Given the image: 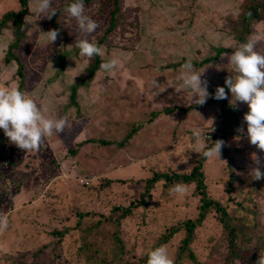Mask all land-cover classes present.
Here are the masks:
<instances>
[{
    "label": "rangeland",
    "instance_id": "1",
    "mask_svg": "<svg viewBox=\"0 0 264 264\" xmlns=\"http://www.w3.org/2000/svg\"><path fill=\"white\" fill-rule=\"evenodd\" d=\"M70 3L52 0V8ZM113 4H84L85 14L99 24L88 34L64 11L48 19L37 11L36 0L27 1L23 37L13 51L23 66L20 90L48 118H64L67 124L63 132L45 137L38 150L27 152L0 129V216L8 219L0 231V264H141L152 247L160 246L174 264L256 263L264 253V179L252 180L249 172L255 167L252 154L264 162V152L247 139L246 103H238L235 125L221 130L219 103L209 102L226 77L235 75L222 56L239 45L232 36L245 0H117L115 27L103 36ZM18 10V0H0V18ZM54 23L59 36L50 44L46 32ZM253 35L264 37L262 21L251 26L249 37ZM81 39L102 46L103 60L118 58L120 66L106 73L99 56L101 63L89 79L91 60L76 48ZM12 42L10 31H2L0 86H19L16 62H3ZM220 47L227 52L194 67L205 69L201 79L208 81L210 93L195 108L190 90L175 91L180 64L212 58ZM257 50L264 54V39ZM72 85L75 103L70 101ZM226 93L223 100L229 105L231 93ZM240 127L245 135L237 140ZM196 128L199 137L193 134ZM219 134L225 135L220 159L204 158L202 151ZM125 137L121 147L111 144ZM101 141L111 143L103 146ZM198 165L203 194L195 191L194 182H179L186 186L184 195L171 193L178 183L162 179L145 190L154 173L185 175ZM81 178L88 183L80 184ZM202 199L213 204L197 223ZM217 206L227 214L226 227ZM187 222L196 225L185 246ZM91 226L101 236L100 253L83 249L90 234L82 228ZM230 228L237 230L240 257L230 255ZM112 244L119 252L111 257Z\"/></svg>",
    "mask_w": 264,
    "mask_h": 264
},
{
    "label": "clouds",
    "instance_id": "2",
    "mask_svg": "<svg viewBox=\"0 0 264 264\" xmlns=\"http://www.w3.org/2000/svg\"><path fill=\"white\" fill-rule=\"evenodd\" d=\"M36 2L37 11L41 17L51 19L56 15L55 9L52 8V0H36ZM64 12L75 19L79 28L85 33L91 34L99 27L97 21L85 14L84 0H72ZM46 36L50 44L54 43L59 36V29L49 30ZM262 39L264 37L260 35L250 36L246 42L236 46L231 54L224 53L222 58H227L228 65H231L235 73L234 76L229 75L225 79V85L231 93L229 106L236 109L238 103L248 105L249 111L243 116L247 126V139L251 145L264 152V54L257 50V45ZM76 48L79 49V55L86 57L89 61L95 56H100L102 58L100 69L106 73H112L120 66L118 58L103 60L105 55L103 47L88 39L78 40ZM204 71L205 69L196 70L191 61L185 62L182 65L180 83L175 91L180 93L190 90L192 103L204 105L210 96L207 90L208 81L201 79ZM214 98L228 99L225 87L218 86ZM66 124L67 121L64 118L55 120L48 118L42 108L18 87L0 86V129H3L10 143L20 150L26 152L38 150L45 137L53 135L54 131L63 132ZM211 131L214 129L212 128ZM237 132L240 133L236 137L237 140L245 135L243 127L238 128ZM193 134L199 137L200 129H193ZM224 146L225 141L218 139L212 142L211 147L203 150L202 155L207 159H220ZM200 151V148H197V152L200 153ZM252 160L255 167L250 169L251 179L257 181L264 179V171L261 170L264 162L255 153L252 154ZM170 192L184 195L187 189L185 185L178 183L170 188ZM7 226V217L0 216V231ZM147 264H174V260L169 257L167 249L160 246L149 252ZM256 264H264V253H260Z\"/></svg>",
    "mask_w": 264,
    "mask_h": 264
},
{
    "label": "trees",
    "instance_id": "3",
    "mask_svg": "<svg viewBox=\"0 0 264 264\" xmlns=\"http://www.w3.org/2000/svg\"><path fill=\"white\" fill-rule=\"evenodd\" d=\"M27 1L28 0H18L19 5H20V10H18L16 12L15 11H8V12L4 13L2 15V17L0 18V35H1L2 31L8 30V31H10L12 39H13V42L8 46V49L6 50V52H4L5 54L3 57V62L5 64H9V62H14V63L16 62L17 68H16L14 74H16L18 77V82H19L18 88L19 89L22 88L23 81H24L23 66L17 60L16 56H14L13 51L17 48L18 43L22 40V37H23L22 18L25 14H27V8H26ZM90 1L91 0H84V4L89 3ZM112 1L114 4H113V8H112L111 15H110L109 25L107 26L103 36H105L107 33H109L115 27V24H116V17L115 16L118 13V6L116 5L117 0H112ZM66 7L58 8L56 10V15L62 13V11H64V9ZM56 15H54L51 19L54 20ZM260 21H262L264 23V0H245V6L241 12L238 27L237 28L234 27V29H233L234 30L233 31L234 34L232 36L233 39L238 44L246 42L249 38L250 33H251V26L253 25V23L260 22ZM57 25L58 24L54 23L53 29H58ZM100 41H101V39H100ZM224 52H227V50L220 47L217 49L215 55L212 58L207 57V58H205L199 62H192V64L194 67L198 68V67H200L206 63H209L211 60L214 61L221 53H224ZM100 63H101V60H100L99 56H95L91 59L89 65L86 68V72L88 74L89 79L93 77V75L95 74V71L98 69ZM180 65H183V64H180ZM78 83L83 85L82 83H84V82L79 81L76 84H78ZM75 85L71 86L72 92L70 94V101L72 103H75V100H74V93H75V89H76V88H74ZM221 87H225V91L227 90V87L225 84H223V86H221ZM209 102H211V103L218 102L219 103V110H220V122L219 123L221 126V130H224L230 126L232 127L235 125V123L237 121L238 113L235 111V109L233 107H230L228 104H226L223 99H221V100L215 99L214 96L212 98H210ZM202 106L196 105L195 108L202 107ZM166 112L170 113L171 111H166ZM224 137H225V135L219 134V135L213 136V140L214 141H216L218 139L220 140V139H223ZM126 140H127V137H125L124 140H122L118 143H111V142L110 143L115 145V146L121 147L126 142ZM99 143L103 146L110 144L108 141H101ZM211 144L212 143H210V145ZM71 152H73V151H71ZM198 167H199V165L196 166L193 170H191V172H189L188 174H185V175H183V174H180V175L171 174L170 176H168L167 174L154 173V174H152L150 179L146 180L145 190H147L146 188L152 187L153 184L155 182H157L158 180L162 179V180H164V182H166L168 184L171 182L172 183L173 182H177V183L180 182L183 184L194 182L195 183V191H198V193L201 194L202 191H199V188H201L202 181H201V174L197 172ZM228 183H230V182L228 181ZM16 186H18V185H16ZM23 202H22V204H24V203L30 204L31 203L30 201H27L24 203ZM141 203H142V199L138 202V204L140 205ZM22 204H21V206H23ZM27 204H24V205H27ZM212 204H213L212 201H210V200L207 201L205 199H202V203H201L200 208H199L200 209L199 216L196 220L197 223L202 219V217L204 216V214L206 213L208 208L211 207ZM216 211L219 213L220 222L224 225V227H226L227 224L225 221L227 218V214L225 213V210H223V208H221L220 206H217ZM95 222H96L95 225L100 224L99 219L96 220ZM102 222H106V221H102ZM77 223H79V222H77ZM195 225L196 224L192 223V222H187V224H186V227H185L186 236L183 240V243L185 246L191 240L190 237L193 234V230L195 228ZM85 228H86V226H85ZM85 228L83 227L82 230H83V232L90 234V237H89L90 240L83 246V249L90 248V249H92L93 253H95L96 251L98 253H100L101 252L100 243H102L101 236L90 231V230H93V226L89 227L86 230H85ZM234 231H235V228H230V230L228 232V247L230 249V253H231L230 255L232 256V258L240 257L237 254L238 250L237 249L235 250L237 230H236V233ZM54 234L57 236L56 233H54ZM112 245H113V247H111L110 252H109L111 257L116 255L115 252L119 249V246L117 244H112ZM120 248H121V246H120ZM153 249L154 248L152 247L149 250V252ZM118 252H119V250H118ZM149 252H147V254L143 258L141 264H147ZM177 257H179V255H177ZM190 257H191V255H190ZM245 263L249 264L246 261H244V264ZM254 264H256V263L254 262Z\"/></svg>",
    "mask_w": 264,
    "mask_h": 264
},
{
    "label": "built area",
    "instance_id": "4",
    "mask_svg": "<svg viewBox=\"0 0 264 264\" xmlns=\"http://www.w3.org/2000/svg\"><path fill=\"white\" fill-rule=\"evenodd\" d=\"M87 180H89V179L81 178V179H79V183H80V184H81V183L87 184V183H88Z\"/></svg>",
    "mask_w": 264,
    "mask_h": 264
}]
</instances>
